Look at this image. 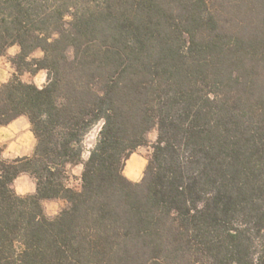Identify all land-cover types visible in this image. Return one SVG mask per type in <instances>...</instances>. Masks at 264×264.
<instances>
[{
  "label": "trees",
  "instance_id": "1",
  "mask_svg": "<svg viewBox=\"0 0 264 264\" xmlns=\"http://www.w3.org/2000/svg\"><path fill=\"white\" fill-rule=\"evenodd\" d=\"M15 44L0 126L26 115L36 144L0 155V264H264V0H0V55Z\"/></svg>",
  "mask_w": 264,
  "mask_h": 264
},
{
  "label": "crops",
  "instance_id": "2",
  "mask_svg": "<svg viewBox=\"0 0 264 264\" xmlns=\"http://www.w3.org/2000/svg\"><path fill=\"white\" fill-rule=\"evenodd\" d=\"M15 71L12 63L0 64V84L9 80ZM36 137L31 129V124L26 115H20L8 123L0 126V155L5 159H14L17 157L30 156L34 151ZM133 159L134 169L139 170L136 177L135 173H127L126 164L123 167V174L132 181L139 180L146 166L148 158L146 156L136 155L127 159ZM12 188L18 195L32 194L36 191V182L29 173H21L12 182ZM67 201L64 198H53L43 200V206L46 213L50 216L57 214Z\"/></svg>",
  "mask_w": 264,
  "mask_h": 264
},
{
  "label": "rangeland",
  "instance_id": "3",
  "mask_svg": "<svg viewBox=\"0 0 264 264\" xmlns=\"http://www.w3.org/2000/svg\"><path fill=\"white\" fill-rule=\"evenodd\" d=\"M18 51H19V46L16 45V44L6 48L5 51L0 55V64L1 63H7V62L8 63H12L11 60L15 56V54L18 53ZM41 55H42V52L39 49L32 53L33 57H39ZM20 77L24 81L33 82L37 86H42L46 82V70L45 69H40L35 74H30L29 72H23L20 75ZM99 128H100V124L98 123V124L94 125L89 130V132L86 134L85 140H84V144H85V148L86 149L83 151V153L81 155V160L82 161L87 158L88 153H89L88 152V148L91 147L94 144V142L96 140V137H97V133H98ZM156 135H157V131H156L155 128L150 130L148 132V134H147V142L145 144H143V145H139L131 153V156L141 155V156H146L147 158H149V156L151 154V151H152V143L154 142V140L156 138ZM126 162H127V165H126L125 172H127V173H135V175L137 177L138 174H139V170L137 169V170L133 171V169L135 167L134 163H133V159H129L128 161L126 160L125 164H126ZM67 169H68V174H69V177H68V180H67L68 186H70L72 188H75V189H79V187H80V174H81V170H82V163L78 162V163H75V164H71V165L68 166ZM66 205H67V203H66ZM55 215H53V216H55Z\"/></svg>",
  "mask_w": 264,
  "mask_h": 264
}]
</instances>
